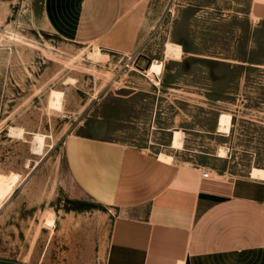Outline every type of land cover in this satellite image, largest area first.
Segmentation results:
<instances>
[{
	"label": "rangeland",
	"instance_id": "1",
	"mask_svg": "<svg viewBox=\"0 0 264 264\" xmlns=\"http://www.w3.org/2000/svg\"><path fill=\"white\" fill-rule=\"evenodd\" d=\"M252 2L129 0L123 21L131 19L139 49L99 48L93 62L98 45L58 37L43 0H0V176L18 181L0 205V264H106L116 212L77 189L66 165L69 135L234 176L264 169V21ZM168 41L177 45L172 58ZM139 56L164 62L159 85L133 70ZM53 90L63 93L61 110L49 105ZM221 113L233 117L229 136L217 132ZM175 129L183 150L170 147Z\"/></svg>",
	"mask_w": 264,
	"mask_h": 264
},
{
	"label": "crops",
	"instance_id": "2",
	"mask_svg": "<svg viewBox=\"0 0 264 264\" xmlns=\"http://www.w3.org/2000/svg\"><path fill=\"white\" fill-rule=\"evenodd\" d=\"M129 0H43L61 39L134 54L139 41L123 19ZM252 14L264 21V0ZM77 189L108 210L106 264H264V179L206 165L166 163L135 146L82 134L64 143ZM211 169L216 179L202 178Z\"/></svg>",
	"mask_w": 264,
	"mask_h": 264
},
{
	"label": "bare ground",
	"instance_id": "3",
	"mask_svg": "<svg viewBox=\"0 0 264 264\" xmlns=\"http://www.w3.org/2000/svg\"><path fill=\"white\" fill-rule=\"evenodd\" d=\"M177 45L171 43L170 41L167 42L166 45V56L172 58L176 54ZM91 52V51H90ZM95 52V53H94ZM100 49L97 47L93 53L90 54L92 61H97L100 56ZM164 62L158 60H145L142 56H139L135 67L133 70L136 72L147 76L151 82L155 85H159V80L157 77L160 76L162 72V67ZM74 82V79H70ZM69 84V83H68ZM71 84V83H70ZM63 93L61 91L53 90L50 95L49 105L53 109L61 110L63 108ZM232 121L233 117L230 113H221L217 119V132L221 136H229L231 134L232 128ZM12 133L16 132L12 129ZM19 134L21 131H18ZM11 133V134H12ZM35 150L40 152L42 151V147L45 145L43 137H38L35 139ZM170 147L174 150H183L184 149V132L182 130H172V137H171V144ZM228 148L221 147L219 148L217 157L224 159L227 157ZM158 158L166 163H172L175 160V157L172 154L160 153ZM250 176L252 178L264 179V169L253 167L250 170ZM17 180L15 178L5 179L0 176V205L1 203L7 199L10 194L13 192Z\"/></svg>",
	"mask_w": 264,
	"mask_h": 264
},
{
	"label": "built area",
	"instance_id": "4",
	"mask_svg": "<svg viewBox=\"0 0 264 264\" xmlns=\"http://www.w3.org/2000/svg\"><path fill=\"white\" fill-rule=\"evenodd\" d=\"M138 59V58H137ZM137 59L134 64H136ZM135 66V65H134ZM202 178L205 179H212L213 178V171L211 169H203L202 171Z\"/></svg>",
	"mask_w": 264,
	"mask_h": 264
},
{
	"label": "water",
	"instance_id": "5",
	"mask_svg": "<svg viewBox=\"0 0 264 264\" xmlns=\"http://www.w3.org/2000/svg\"><path fill=\"white\" fill-rule=\"evenodd\" d=\"M144 58V57H143ZM145 60H148L147 58H144Z\"/></svg>",
	"mask_w": 264,
	"mask_h": 264
}]
</instances>
